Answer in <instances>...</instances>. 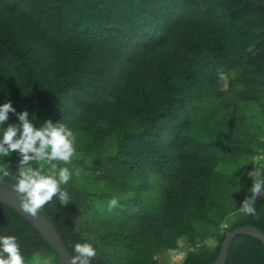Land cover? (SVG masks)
Masks as SVG:
<instances>
[{"label":"trees","instance_id":"trees-1","mask_svg":"<svg viewBox=\"0 0 264 264\" xmlns=\"http://www.w3.org/2000/svg\"><path fill=\"white\" fill-rule=\"evenodd\" d=\"M8 101L77 136L80 175L59 165L73 171V201L44 209L72 255L90 242L92 264H164L173 252L212 264L229 232H264V196L258 218L239 212L249 173H264V0H0ZM19 160L0 164L16 173ZM0 235L18 238L27 264H59L3 205ZM226 264H264V245L236 236Z\"/></svg>","mask_w":264,"mask_h":264},{"label":"clouds","instance_id":"clouds-1","mask_svg":"<svg viewBox=\"0 0 264 264\" xmlns=\"http://www.w3.org/2000/svg\"><path fill=\"white\" fill-rule=\"evenodd\" d=\"M15 114L18 123H9V114ZM36 117H30L27 110L17 112L11 101L0 105V157H9L17 152L20 160L16 173L10 164H0V183L12 178L14 191L19 199L20 210L35 219L45 207L58 200L67 206L73 201L67 190V185L73 176L68 167H60V163L67 165L72 162L76 153L77 136L65 123H53L51 119L39 127L33 122ZM35 165V166H34ZM76 176L80 170L75 169ZM254 183L247 197L239 207V212L245 216L258 218L255 204L264 196V175L259 170L249 173ZM119 206V200L113 197L108 203V211ZM74 255L70 264H92L97 257V249L90 242L76 243ZM0 264H27L18 238L15 235H0ZM44 264H50L48 260Z\"/></svg>","mask_w":264,"mask_h":264},{"label":"water","instance_id":"water-1","mask_svg":"<svg viewBox=\"0 0 264 264\" xmlns=\"http://www.w3.org/2000/svg\"><path fill=\"white\" fill-rule=\"evenodd\" d=\"M0 205L6 206L19 214L58 253L57 261L59 264H70L72 254L68 250L59 229L55 226L47 211L43 210L38 218L35 219L25 215L20 210L19 199L14 191V183L7 181L0 183ZM239 235L250 236L264 245L263 231L251 225L238 227L226 235L221 246L220 254L212 264H226L231 243Z\"/></svg>","mask_w":264,"mask_h":264},{"label":"rangeland","instance_id":"rangeland-1","mask_svg":"<svg viewBox=\"0 0 264 264\" xmlns=\"http://www.w3.org/2000/svg\"><path fill=\"white\" fill-rule=\"evenodd\" d=\"M81 157L77 154H75L72 158V162L70 163V168H78L80 167V165L78 164L81 161ZM62 163V162H61ZM68 165V164H67ZM87 173V172H86ZM86 180H81V183H85L88 186H92V182L91 181H87ZM183 256H185L184 253H167L163 256H158V259L161 260V262H163L164 264H180L181 260L183 258Z\"/></svg>","mask_w":264,"mask_h":264}]
</instances>
